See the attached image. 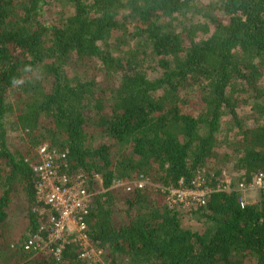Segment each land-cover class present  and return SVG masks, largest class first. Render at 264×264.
I'll use <instances>...</instances> for the list:
<instances>
[{"label": "trees", "instance_id": "obj_1", "mask_svg": "<svg viewBox=\"0 0 264 264\" xmlns=\"http://www.w3.org/2000/svg\"><path fill=\"white\" fill-rule=\"evenodd\" d=\"M46 144L101 191L87 223L105 263L264 264V193L240 189L264 176V0H0V264H89L24 250ZM199 173L231 191L170 207L161 188Z\"/></svg>", "mask_w": 264, "mask_h": 264}, {"label": "built area", "instance_id": "obj_2", "mask_svg": "<svg viewBox=\"0 0 264 264\" xmlns=\"http://www.w3.org/2000/svg\"><path fill=\"white\" fill-rule=\"evenodd\" d=\"M37 160L32 165L37 175L35 183V198L38 207L33 211L37 215L38 226L28 235L24 250L32 252L33 256H52L57 261L63 257L64 250L69 245L78 248L79 258L89 264H106L103 256L105 250L91 242L88 233L87 217L89 216L95 196L101 191L92 192L88 189L83 173L68 175L62 171V163L67 153H57L49 145H41L36 150ZM99 180V176H95ZM149 185L141 176L134 184L115 183V187H126L128 192L134 189H144ZM244 192L258 190L264 193V176H259L250 185L242 184ZM166 203L170 207L182 210H193L204 207L209 197L218 192H230L229 180L214 184L211 178L199 173L190 185L181 181L179 187L161 188ZM241 206L247 205L245 199L240 200Z\"/></svg>", "mask_w": 264, "mask_h": 264}, {"label": "rangeland", "instance_id": "obj_3", "mask_svg": "<svg viewBox=\"0 0 264 264\" xmlns=\"http://www.w3.org/2000/svg\"><path fill=\"white\" fill-rule=\"evenodd\" d=\"M250 110V106L247 107L245 109V111H249ZM18 145V146H17ZM15 146H13V150H19L21 148H23V144H17ZM249 197V196H248ZM252 198V196H251ZM28 208V203L26 202V199L22 196L19 195L18 198L14 199V202L12 203V211H13V216H12V220H11V228H12V234L13 235H17L19 240H21L22 238H24L25 236V228H26V219L25 217V210ZM186 228L187 227H192V228H200L201 230H203V226L200 225L199 222L195 221V220H184V224H183ZM17 238V239H18ZM243 264H251V260H247V261H243ZM107 264V263H106Z\"/></svg>", "mask_w": 264, "mask_h": 264}]
</instances>
